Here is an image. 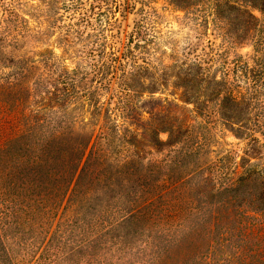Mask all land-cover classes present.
I'll return each mask as SVG.
<instances>
[{"label": "trees", "instance_id": "trees-1", "mask_svg": "<svg viewBox=\"0 0 264 264\" xmlns=\"http://www.w3.org/2000/svg\"><path fill=\"white\" fill-rule=\"evenodd\" d=\"M167 2L187 17L209 6L204 24L209 20L226 55L250 42L262 53L264 29L250 9L264 18V0ZM146 36L136 22L123 51L105 44L98 60L59 75L50 55L3 58L11 71L0 75V120L11 116L16 131L0 144V234L27 224L41 231L55 216L104 200L121 204L118 227L126 229L201 216L209 233L231 237L245 220L264 218V170L251 161L264 157V60L250 64L236 53L178 58L150 47ZM6 43L0 40V55ZM169 87L191 105L187 118L173 101L154 97ZM109 89H121L112 109L100 101ZM217 126L244 143L231 169L224 161L230 156L218 165L208 159Z\"/></svg>", "mask_w": 264, "mask_h": 264}, {"label": "rangeland", "instance_id": "rangeland-1", "mask_svg": "<svg viewBox=\"0 0 264 264\" xmlns=\"http://www.w3.org/2000/svg\"><path fill=\"white\" fill-rule=\"evenodd\" d=\"M250 10L264 29L260 12ZM208 11L209 6L203 3L187 17L167 0H0V40L7 42L0 55V75L11 71L3 58L37 61L50 55L58 62L56 75L76 66L85 67L93 57L99 59L96 54L105 44L106 51L112 46L123 51L136 22L143 23L150 47L165 51L166 55L204 58L208 53V59L211 54L232 58L236 53L250 64L253 57L264 60V48L262 53H256L251 42L226 55L209 20L204 24ZM67 30L68 46L62 38ZM89 52L93 56L87 57ZM120 92L121 89L105 90L100 101L112 109L118 104L116 95ZM146 96L145 93L143 98ZM180 96L181 90L171 87L154 95L160 100L173 101L185 110L187 118L191 105H185ZM14 120L8 115L1 118L0 144L16 131V124L12 126ZM160 138L165 140L166 135L161 134ZM211 138L212 153L208 159L213 165L226 156H230L224 159L227 168L240 162L243 142L221 126L212 131ZM152 156L161 157L156 153ZM251 161L264 170V157ZM240 171L237 165L232 178ZM121 207L104 200L88 211L80 209L78 214L63 219L55 216L41 231L37 228L33 231L35 225L31 228L29 224L19 233L2 231L0 264H264V218L245 220L241 225L243 231L230 237L222 232L209 233L201 216L173 224L155 221L134 223L129 229L118 227L125 217L119 210ZM239 245L244 254L237 251ZM236 254L241 257L240 262L233 257Z\"/></svg>", "mask_w": 264, "mask_h": 264}]
</instances>
